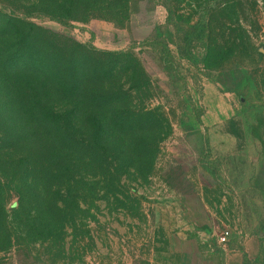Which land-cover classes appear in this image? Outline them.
Here are the masks:
<instances>
[{"label": "rangeland", "instance_id": "374dc122", "mask_svg": "<svg viewBox=\"0 0 264 264\" xmlns=\"http://www.w3.org/2000/svg\"><path fill=\"white\" fill-rule=\"evenodd\" d=\"M46 3L0 12L128 72L88 150L0 127V264H264V0H119L86 22Z\"/></svg>", "mask_w": 264, "mask_h": 264}, {"label": "trees", "instance_id": "16d2710c", "mask_svg": "<svg viewBox=\"0 0 264 264\" xmlns=\"http://www.w3.org/2000/svg\"><path fill=\"white\" fill-rule=\"evenodd\" d=\"M45 1L52 18L86 22L91 18L73 13L112 12L119 0ZM121 56L0 12V127L20 122L26 129L18 136L31 135L52 157L75 154L67 145L92 148L91 129L98 124L103 131L110 109L121 103L117 75L128 72ZM116 121L127 124L119 114ZM9 128L2 142H10ZM82 129L87 134L80 135Z\"/></svg>", "mask_w": 264, "mask_h": 264}, {"label": "built area", "instance_id": "2783aa9c", "mask_svg": "<svg viewBox=\"0 0 264 264\" xmlns=\"http://www.w3.org/2000/svg\"><path fill=\"white\" fill-rule=\"evenodd\" d=\"M230 236L229 232L222 234L219 239L220 245H227L230 242Z\"/></svg>", "mask_w": 264, "mask_h": 264}]
</instances>
